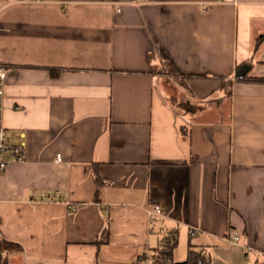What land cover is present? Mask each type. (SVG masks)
<instances>
[{
  "label": "crops",
  "instance_id": "crops-1",
  "mask_svg": "<svg viewBox=\"0 0 264 264\" xmlns=\"http://www.w3.org/2000/svg\"><path fill=\"white\" fill-rule=\"evenodd\" d=\"M0 61L8 264L151 260L174 228V262L264 260V0H0Z\"/></svg>",
  "mask_w": 264,
  "mask_h": 264
},
{
  "label": "trees",
  "instance_id": "trees-1",
  "mask_svg": "<svg viewBox=\"0 0 264 264\" xmlns=\"http://www.w3.org/2000/svg\"><path fill=\"white\" fill-rule=\"evenodd\" d=\"M263 81L264 79H258ZM188 103L182 106L188 109ZM178 242L177 230L170 229L162 237L161 244L155 248V253L152 254L151 260L156 263H169V264H211L210 255L202 248H196L189 240L187 245V255L183 261L174 262L172 259V251L176 247ZM21 249V245L18 242H14L0 236V264H8L9 255L12 252ZM141 256L140 258H144ZM254 264H264V260Z\"/></svg>",
  "mask_w": 264,
  "mask_h": 264
},
{
  "label": "built area",
  "instance_id": "built-area-1",
  "mask_svg": "<svg viewBox=\"0 0 264 264\" xmlns=\"http://www.w3.org/2000/svg\"><path fill=\"white\" fill-rule=\"evenodd\" d=\"M7 78V69L0 61V170L7 167L9 164L17 161H24L26 159L25 144L12 143L6 136L5 127L2 120L3 102L5 96V84ZM57 160H60V155L56 156ZM161 214V207L159 204H154L149 211V217L151 219L156 218ZM191 233H194L191 231ZM238 237L232 235L229 239L236 240ZM132 264H155L152 260L146 258H138L132 262Z\"/></svg>",
  "mask_w": 264,
  "mask_h": 264
}]
</instances>
